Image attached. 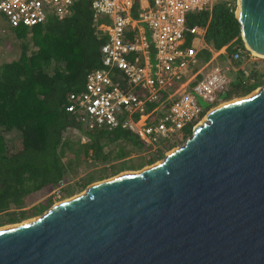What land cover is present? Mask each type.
<instances>
[{
    "label": "water",
    "instance_id": "1",
    "mask_svg": "<svg viewBox=\"0 0 264 264\" xmlns=\"http://www.w3.org/2000/svg\"><path fill=\"white\" fill-rule=\"evenodd\" d=\"M264 54V0H239ZM0 264H264V84L141 169L0 228Z\"/></svg>",
    "mask_w": 264,
    "mask_h": 264
},
{
    "label": "trees",
    "instance_id": "2",
    "mask_svg": "<svg viewBox=\"0 0 264 264\" xmlns=\"http://www.w3.org/2000/svg\"><path fill=\"white\" fill-rule=\"evenodd\" d=\"M92 1L75 0L68 15H52L31 28L11 25L5 17L16 54L0 60V225L29 219L48 209L51 200L25 207L72 179L82 168L104 164L106 170L109 164L117 174L165 156L162 150H148L145 141L128 127L90 129L76 113L67 110L69 94L83 90L88 74L102 63L101 46L108 31L100 24L108 17L96 14ZM198 17L190 21L207 25L205 41L211 48L228 44L233 52L245 47L236 10L226 2L216 3ZM211 56L210 49L203 50L200 62ZM263 84L261 69L252 68L249 76L240 70L221 97L245 95ZM13 130L21 133L20 146L7 143L6 134ZM192 133L188 128L185 139ZM73 135L77 139H71ZM136 151L150 156L135 161L138 156L132 154ZM97 171H91L80 187L105 177ZM68 187L66 193L71 192Z\"/></svg>",
    "mask_w": 264,
    "mask_h": 264
},
{
    "label": "built area",
    "instance_id": "3",
    "mask_svg": "<svg viewBox=\"0 0 264 264\" xmlns=\"http://www.w3.org/2000/svg\"><path fill=\"white\" fill-rule=\"evenodd\" d=\"M221 1L235 10L239 3L93 0L95 13L108 17L100 24L108 31L101 46L102 63L88 74L83 90L69 94L67 110L90 129L128 127L151 151L165 150L169 142L185 136L188 128L194 129L212 108L227 101L221 94L231 88L236 73L242 70L249 76L252 68L262 70L258 55L245 42L233 52L228 44L213 49L205 41L207 25L191 23ZM74 2L0 0V12L11 25L31 28L52 15H68ZM205 49L212 56L201 63Z\"/></svg>",
    "mask_w": 264,
    "mask_h": 264
},
{
    "label": "rangeland",
    "instance_id": "4",
    "mask_svg": "<svg viewBox=\"0 0 264 264\" xmlns=\"http://www.w3.org/2000/svg\"><path fill=\"white\" fill-rule=\"evenodd\" d=\"M15 54H16V47H15V43H13V37H12L11 31H10L9 24H8V22H7V20H6L5 16H4V14L0 12V58H1L0 60H2V58H6V59L7 58H11V57L15 56ZM257 58H259L258 59V62L261 64L262 71L264 72V57L257 56ZM257 88L253 89L251 92L256 91ZM247 94L234 96L232 98L227 99V101L223 102L222 104H225L227 102L233 101L235 99H241L244 96H246ZM201 103L204 106H207L208 105L206 103V101H201ZM73 132H75V131H73ZM71 139H77V136L76 135H73L71 137ZM6 140H7V143L9 145L20 146L21 143H22L21 133L19 131H17V130L9 131L6 134ZM184 141H185V136H183L182 138H178L177 140H173V141L169 142V144L165 148V150H162V151L164 152V154H167V152H169L170 150L174 149L178 145L182 144ZM82 142H84V141L82 140ZM132 155L138 156V157H135L134 158L135 161H137L138 158L139 159H146V158H148L150 156L148 153L143 152V151H136ZM151 155H152V153H151ZM162 158L163 157L158 158L156 161H158V160H160ZM106 165H107V169L106 170L103 169V167H102V166H104V164H95V165L92 164L91 166H89L87 168H84V169L82 168L81 170L78 171V173L72 179H70L69 181H67V183L59 189V191H57V190L54 191V189L57 188V187H55L53 190H51L50 192H48L42 198L34 201V203L26 206L25 208H30L34 204L40 202L41 200H51L52 205H53V204H55V203H57V202H59L61 200H64V199H66L68 197H71V196H73L75 194H78L80 192H83L89 184L86 187H80V183L84 180V178H88L89 174L94 169L98 170L97 171V174L98 175L105 176L103 178V179H105V178H108V177H111V176L120 174L122 172L124 173V172H127V171H133V170L141 169V168L149 165V163H146L143 167L138 168V169H133V168L124 169V170L120 171L117 174H113V172L111 171V168H110V165L109 164H106ZM98 180H101V179H97L96 181H98ZM68 186H70V187H68ZM67 187L71 190L70 193H66V188ZM44 211H40L38 214H35V215L30 216L28 218L29 219H32L33 217L42 214ZM25 219L26 218H24L22 220L24 221ZM22 220H20V221H22ZM20 221H16V222H20ZM16 222H5V223H2L0 225V227L10 226V225L15 224Z\"/></svg>",
    "mask_w": 264,
    "mask_h": 264
},
{
    "label": "bare ground",
    "instance_id": "5",
    "mask_svg": "<svg viewBox=\"0 0 264 264\" xmlns=\"http://www.w3.org/2000/svg\"><path fill=\"white\" fill-rule=\"evenodd\" d=\"M246 44H247V46H248L250 49H252V51H253L256 55H258V56H260V57H264V54H261V53H258L257 51H255L249 43L246 42ZM235 100H238V99H235ZM233 101H234V100H233ZM222 103H223V102H222ZM222 103H221V104H222ZM221 104H220V105H221ZM127 172H130V171H127ZM122 173H123V172H122ZM124 173H125V172H124ZM4 227H6V226H4ZM0 228H3V227H0Z\"/></svg>",
    "mask_w": 264,
    "mask_h": 264
}]
</instances>
